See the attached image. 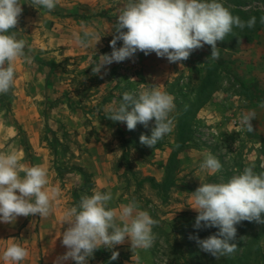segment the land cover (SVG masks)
<instances>
[{"label": "rangeland", "instance_id": "obj_1", "mask_svg": "<svg viewBox=\"0 0 264 264\" xmlns=\"http://www.w3.org/2000/svg\"><path fill=\"white\" fill-rule=\"evenodd\" d=\"M101 1L110 5L106 7L110 10L106 18L113 24L111 32L98 34L102 38L97 44L92 41L90 53L85 54L87 59L82 54L65 59L62 76L77 97V110L68 106L47 110V98L20 100V81L11 88L14 97L6 104L0 102V153L16 150L21 163L34 166L32 156L36 151L29 135L36 130L38 140L41 138L39 145L47 154L43 166L51 173L48 186L59 189L49 217L21 216L13 224L0 222V264H6L2 254L12 243L29 252L21 264H55L57 257L67 251L61 243L67 228L62 222L65 210L78 205L82 196H91L94 191L105 193L100 186L110 180L97 174L105 166L117 173L119 203L134 199L141 210L158 221L153 227L152 247L135 250L134 255L139 251L141 259L138 264H264V224L243 221L237 225L236 252L219 259L189 239L190 235L204 239L219 231L215 227H193L197 213L191 208V193L201 183L227 182L246 167L257 174L264 172V108L259 106L264 102V24L260 22L264 0H222L243 21L255 16L256 24L243 30L234 26L224 41L217 42L218 61L210 58L211 47L204 45L186 61L169 63L155 53L145 56L137 52L135 62H114L100 74H93V61L112 51L114 22L121 9L116 7L117 0ZM118 1L122 6L127 2ZM43 37L47 41L51 34H29L30 44ZM122 43L118 41L117 47ZM153 85L174 96L175 109L170 114L173 131L152 149L139 140L141 134L151 135L150 128L138 124L129 131L125 123L108 117L111 109L122 102L124 92H138L142 86ZM25 91L33 93L34 89ZM249 110L257 114L251 121L253 132L239 123L242 113ZM178 143L182 145L177 149ZM208 152L222 164L215 174L199 167ZM154 163L163 165L164 178L154 179L155 187L148 182L138 185L139 180L149 178L145 165ZM78 166L95 173L88 171L91 173L84 177L79 170H72ZM113 251L119 253L116 260L111 259ZM132 255L126 239L112 249H97L88 264H136Z\"/></svg>", "mask_w": 264, "mask_h": 264}, {"label": "clouds", "instance_id": "obj_2", "mask_svg": "<svg viewBox=\"0 0 264 264\" xmlns=\"http://www.w3.org/2000/svg\"><path fill=\"white\" fill-rule=\"evenodd\" d=\"M60 0H30V6L52 12ZM21 0H0V94H7L15 81V62L26 58V41L18 39L15 30L23 12ZM264 24V16L260 18ZM256 17L247 21L233 15L222 0H127L115 21L110 41L111 53L102 54L92 63V73L100 74L112 63L126 60L135 62L137 52L145 56L155 53L169 63L186 61L192 52L211 47L210 58L218 61L222 42L232 33L233 27L243 30L253 28ZM83 35L75 37V43L87 48L94 40H101L94 30L84 27ZM122 46L117 47V42ZM183 64H180V67ZM174 96L160 87L142 86L138 92H124L122 102L111 109L108 119L126 124L129 131L138 124L151 130V135L141 134L140 143L154 148L174 129L171 113L175 109ZM264 108V102L259 105ZM255 110L242 113L240 126L253 132L251 121ZM200 170L215 174L222 164L212 153L205 154ZM24 175L21 176L20 173ZM48 170L41 165L26 166L16 150L0 153V222L13 224L18 217L39 215L47 218L53 212V202L59 189L49 188ZM18 193V194H17ZM111 192L94 191L82 196L78 205L66 209L63 215L61 243L67 251L57 257L55 264L68 260L75 264H88V259L101 248H114L126 239L130 242L132 261L138 264L136 249L152 247L155 235L153 227L158 223L150 214L141 210L134 199L120 205L119 210L109 207ZM191 208L197 213L193 227L197 230L217 228L219 231L204 239L190 235L198 247L216 259L234 254L237 225L243 221L264 224V172L255 173L246 167L241 174L233 175L227 182L201 183L191 193ZM119 253L113 251L111 259ZM29 256L28 250L12 243L3 251L6 264H21Z\"/></svg>", "mask_w": 264, "mask_h": 264}, {"label": "crops", "instance_id": "obj_3", "mask_svg": "<svg viewBox=\"0 0 264 264\" xmlns=\"http://www.w3.org/2000/svg\"><path fill=\"white\" fill-rule=\"evenodd\" d=\"M21 2L23 3V12L19 17L16 29L12 31H16L18 39L26 41L25 54L27 59L18 58L15 62L14 83L20 81L19 87L23 92L22 95L19 93L17 97L20 100L47 98L49 99L46 106L47 110H56L61 106H65V108L68 106L70 110H77L74 102L77 97L62 76L65 71V59L73 54H82L83 58H88L85 57V54L90 53L92 42L87 48H82L75 43V37L83 35L82 29L84 27L94 30L97 34L111 32L113 24L106 18L107 12L110 11L106 7L110 5H106L101 0H60L54 11L49 13L43 8L37 10L30 6L28 4L30 0H21ZM118 2V0L115 2L116 7H122L121 2ZM115 4L113 5L115 6ZM102 8L104 11L101 13L100 9ZM29 34H51V37L47 41L44 37L41 41L36 39L38 42L30 44ZM28 88L34 89L33 93L26 94L27 90L25 91V89ZM13 93V89H11L9 98L14 97ZM27 107L30 105L28 104ZM69 113L68 111L67 115ZM32 130L29 135V143L36 151V154L32 156V161L35 165L43 166L47 154L45 148L39 145L41 138L38 140L36 130ZM80 169L85 173L93 171L80 166L72 168V170H79L78 172L84 176ZM100 173L103 174L104 178L110 180L109 183L100 186L106 189L105 193H112L113 199L109 202L110 208L119 210L121 204L118 201L117 173L111 172L107 166L97 174ZM145 174L153 179L164 178L163 165L154 163L151 166V164H147L145 165ZM50 176L51 173L48 172V179ZM139 260L141 259L139 258Z\"/></svg>", "mask_w": 264, "mask_h": 264}, {"label": "trees", "instance_id": "obj_4", "mask_svg": "<svg viewBox=\"0 0 264 264\" xmlns=\"http://www.w3.org/2000/svg\"><path fill=\"white\" fill-rule=\"evenodd\" d=\"M9 92L7 94H1L0 95V102L5 103V104L7 103V100L9 98ZM181 145H182V143H178L177 144V149L180 148ZM80 171L84 174L85 177L87 176V173H85L83 170L80 169ZM144 182H148L152 187L156 186V182L154 181L153 178H150V177L149 178H144L142 180H139L137 184L139 185V184H142Z\"/></svg>", "mask_w": 264, "mask_h": 264}]
</instances>
